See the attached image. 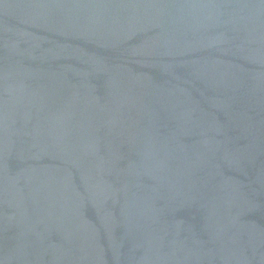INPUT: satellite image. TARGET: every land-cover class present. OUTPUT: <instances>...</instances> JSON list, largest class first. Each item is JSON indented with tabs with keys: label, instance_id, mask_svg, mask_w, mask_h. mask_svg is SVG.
I'll list each match as a JSON object with an SVG mask.
<instances>
[{
	"label": "water",
	"instance_id": "95a60500",
	"mask_svg": "<svg viewBox=\"0 0 264 264\" xmlns=\"http://www.w3.org/2000/svg\"><path fill=\"white\" fill-rule=\"evenodd\" d=\"M0 264H264V0H0Z\"/></svg>",
	"mask_w": 264,
	"mask_h": 264
}]
</instances>
